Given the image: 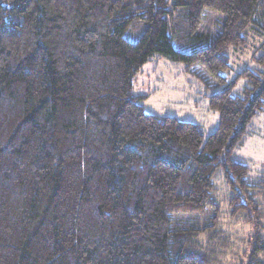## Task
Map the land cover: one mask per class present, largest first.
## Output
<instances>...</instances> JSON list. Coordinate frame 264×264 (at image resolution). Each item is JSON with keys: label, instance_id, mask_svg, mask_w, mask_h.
Segmentation results:
<instances>
[{"label": "trees", "instance_id": "16d2710c", "mask_svg": "<svg viewBox=\"0 0 264 264\" xmlns=\"http://www.w3.org/2000/svg\"><path fill=\"white\" fill-rule=\"evenodd\" d=\"M206 9L225 16L213 41L195 35ZM250 28L264 36V0H0V264H228L222 202L264 264V175L234 156L264 112V39L227 75ZM152 58L214 77V131L145 112L134 79Z\"/></svg>", "mask_w": 264, "mask_h": 264}, {"label": "rangeland", "instance_id": "374dc122", "mask_svg": "<svg viewBox=\"0 0 264 264\" xmlns=\"http://www.w3.org/2000/svg\"><path fill=\"white\" fill-rule=\"evenodd\" d=\"M182 12L176 13L173 20L175 26L171 30L175 34L172 40L177 51L188 47L191 40L185 36L187 22ZM224 19L225 16L221 13L204 10L202 23L195 35L206 36L213 41L221 33ZM139 27L141 28H130L127 32V37L133 42L143 30V22ZM244 36L245 46L231 47L227 50V62L230 65L228 81L233 80L243 69L255 67L252 58L257 54L264 36H261L255 28L248 29ZM244 83L243 80H238L235 89L241 88ZM216 84L214 77L201 66L195 65L191 69H186L182 63L152 58L136 74L133 91L135 94L148 95L140 102L146 113L159 117H173L183 122L200 125L206 137L215 130L219 119L217 113L209 110L206 99V96L219 89ZM234 156L249 167L250 175H264V112H260L250 122L246 129L245 141L235 150ZM220 210L222 221L219 229H225L231 234L232 241H236L233 251L239 250L237 256L228 255L226 262L228 264L232 261L233 264L253 262L248 251L251 246H245V240L252 234L251 226L247 223L231 221L226 212L227 206L223 202L220 203ZM236 237L243 239L244 245L240 244ZM259 260H262L261 257Z\"/></svg>", "mask_w": 264, "mask_h": 264}]
</instances>
